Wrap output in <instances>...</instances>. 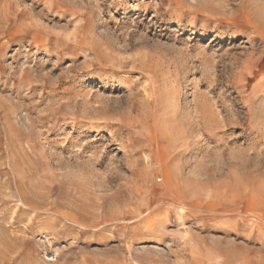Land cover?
Instances as JSON below:
<instances>
[{
  "label": "rangeland",
  "instance_id": "rangeland-1",
  "mask_svg": "<svg viewBox=\"0 0 264 264\" xmlns=\"http://www.w3.org/2000/svg\"><path fill=\"white\" fill-rule=\"evenodd\" d=\"M0 264H264V0H0Z\"/></svg>",
  "mask_w": 264,
  "mask_h": 264
}]
</instances>
